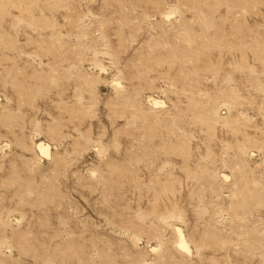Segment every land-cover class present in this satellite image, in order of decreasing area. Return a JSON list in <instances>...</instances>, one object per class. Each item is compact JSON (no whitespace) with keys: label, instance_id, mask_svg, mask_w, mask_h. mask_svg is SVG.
<instances>
[{"label":"rangeland","instance_id":"1","mask_svg":"<svg viewBox=\"0 0 264 264\" xmlns=\"http://www.w3.org/2000/svg\"><path fill=\"white\" fill-rule=\"evenodd\" d=\"M0 264H264V0H0Z\"/></svg>","mask_w":264,"mask_h":264},{"label":"bare ground","instance_id":"2","mask_svg":"<svg viewBox=\"0 0 264 264\" xmlns=\"http://www.w3.org/2000/svg\"><path fill=\"white\" fill-rule=\"evenodd\" d=\"M39 148L42 153L48 155L49 154V147L46 146L44 143H40Z\"/></svg>","mask_w":264,"mask_h":264}]
</instances>
